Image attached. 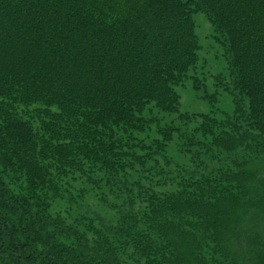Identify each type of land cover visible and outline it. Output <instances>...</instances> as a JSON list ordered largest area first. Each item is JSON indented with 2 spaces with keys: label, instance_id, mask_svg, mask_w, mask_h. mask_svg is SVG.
<instances>
[{
  "label": "trees",
  "instance_id": "16d2710c",
  "mask_svg": "<svg viewBox=\"0 0 264 264\" xmlns=\"http://www.w3.org/2000/svg\"><path fill=\"white\" fill-rule=\"evenodd\" d=\"M186 81L232 115L182 112ZM261 160L264 0H0V264H264Z\"/></svg>",
  "mask_w": 264,
  "mask_h": 264
},
{
  "label": "rangeland",
  "instance_id": "374dc122",
  "mask_svg": "<svg viewBox=\"0 0 264 264\" xmlns=\"http://www.w3.org/2000/svg\"><path fill=\"white\" fill-rule=\"evenodd\" d=\"M193 18L195 32L200 46L198 63L193 74L196 79H199L202 82V84H206L207 92L212 93L215 90V76L221 75L226 77L228 74L225 59L223 57L222 49L215 41L216 34L214 33V29L208 19L202 14L194 15ZM183 85V87L177 88V92L181 99L180 109L182 112L195 115H205L214 112L218 116L232 115L234 109L232 100L224 91L220 90L218 92L217 103L214 106H210L205 100H203V90L195 91L191 81H186ZM169 154L171 157L178 160L175 149H171ZM259 163H261L260 165L262 166L259 170L264 171V160H261ZM254 221L255 219L253 218L251 222L243 223V228L247 232H241L240 235L238 234L241 239L239 242L243 245H252L257 242L256 240L258 238L264 241V220H261L262 222L253 223ZM249 230L253 233L255 231L257 233L255 235L258 238L256 236L254 237V234Z\"/></svg>",
  "mask_w": 264,
  "mask_h": 264
}]
</instances>
